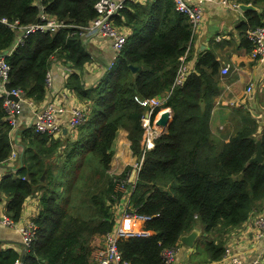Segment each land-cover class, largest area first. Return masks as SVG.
Masks as SVG:
<instances>
[{
    "label": "trees",
    "instance_id": "16d2710c",
    "mask_svg": "<svg viewBox=\"0 0 264 264\" xmlns=\"http://www.w3.org/2000/svg\"><path fill=\"white\" fill-rule=\"evenodd\" d=\"M96 2L0 0V54L10 53L4 56L9 66L5 89H19L25 98L41 103L55 57L72 70L65 88L77 99L90 102L89 116L72 138L50 139L33 128L21 132L26 143L18 157L19 168L13 165L16 172L1 180L0 191L8 198L5 216L15 223L25 199L38 196V213L32 218L36 235L27 250L15 244L20 252L3 248L0 242V264H93L95 250L114 225L110 206L121 196L115 180L130 168L120 176L110 174L116 133L118 129L127 132L132 155L138 159L144 110L133 96L146 99L167 94L163 108L170 109L171 123L155 139L153 149L145 152L132 194V208L144 235L121 237L116 247L129 264H162V251L177 246L181 236L199 225L208 240L203 253L209 261H219L224 242L213 238L239 227L252 212L264 208V160L249 162L258 140L264 157V129L256 134L255 126L248 124L220 148L214 144L209 114L218 94L214 76L219 63L213 52H204L183 84L173 86L192 35L187 18L172 0L128 3L114 17L117 28L130 30L125 46L104 76L86 88L81 74L91 56L83 39L69 34L72 26H86L95 17ZM40 8L63 27L30 33L13 48L22 32L8 24L30 26ZM245 16L237 31L241 46L251 52L253 44L246 34L264 27V7L260 14L247 11ZM129 65L140 70L132 72ZM10 131L1 97L0 164L11 153ZM64 143L65 154L58 158Z\"/></svg>",
    "mask_w": 264,
    "mask_h": 264
},
{
    "label": "crops",
    "instance_id": "0c3cea01",
    "mask_svg": "<svg viewBox=\"0 0 264 264\" xmlns=\"http://www.w3.org/2000/svg\"><path fill=\"white\" fill-rule=\"evenodd\" d=\"M153 1L155 0H138L140 5H146ZM187 1L202 11L201 26L193 34L189 49L183 58L187 74L194 71L198 56L204 52H213L219 63L218 71L214 76L218 94L213 98L209 114V130L212 141L220 148L231 136L248 124L254 125L256 134H260L264 129V44L260 53L255 57L252 56V51L248 52L241 46L237 26L246 20L245 13L247 11L242 12L239 9V5L242 3H238V0H216L203 3L200 0ZM223 1L228 3L223 4ZM231 2H235L238 8H233ZM244 5L253 6L254 9L248 11H256L260 14L264 7V1L255 5L252 3ZM125 30L129 34L130 30L127 28ZM83 41L85 50L91 56V61L85 64L81 80L83 85L89 88L94 86L114 64L116 55L111 47V40L107 38L92 36L83 39ZM107 64H109V68H107ZM225 66L228 67V72L222 74L221 70ZM47 72L49 73V85L46 88L45 99L41 103H34V108L43 109V106L54 98L58 99L64 108V113L58 117V123L63 129L62 138L65 135L72 138L76 135V131L68 129L69 110L79 106L90 109V102L77 99L65 88V83L72 73L69 65L63 64L53 57ZM166 110L169 109L164 108L160 114ZM32 121V110L28 106L22 107L19 125L9 134L16 157L0 164V182L5 177L14 175L16 168H19L18 157L23 153L26 143L21 132L26 128H32ZM159 129L161 133L166 130L161 127ZM122 130L118 129L117 132L120 133ZM123 131L126 138L127 132ZM126 140L121 141L120 139L116 144V138L114 139V151L112 150L113 156L110 163V174L113 176H120L124 169L132 163L130 156L133 155L130 143H128V139ZM136 159L135 157V161ZM13 165H16V168H13ZM7 200V196L0 191V217L5 215ZM261 211L255 210L239 227L213 238L216 241L224 242V247L229 249L228 258L209 261L202 250L203 244L208 241L207 234L197 225L193 230L197 231L199 236L195 239L193 247L188 248L180 243L171 264H226L233 258H238L243 264H252L256 259H259V264H264V236L260 237L252 224L254 216ZM37 213L38 196H30L24 201L16 227H5L0 224V242H3V248L12 247L14 250L21 251L20 247L15 246V244L21 243L17 228L35 217ZM137 226L133 220L124 222V227L129 231H136ZM209 237L211 238V236ZM93 264L95 263L93 262Z\"/></svg>",
    "mask_w": 264,
    "mask_h": 264
},
{
    "label": "built area",
    "instance_id": "2783aa9c",
    "mask_svg": "<svg viewBox=\"0 0 264 264\" xmlns=\"http://www.w3.org/2000/svg\"><path fill=\"white\" fill-rule=\"evenodd\" d=\"M175 9L183 14L190 24L191 35L195 34L201 26L202 11L199 7L190 4L187 0H172ZM216 0H200L203 2H215ZM138 0H97L94 4L95 17L86 26H72L74 30L69 36L74 34L79 35L80 38L87 39L92 36L104 37L111 40V47L115 52L116 57L120 54L126 43L128 33L126 30L117 28L114 24V17L119 15L120 11L125 8L128 3H136ZM223 4L228 2L223 1ZM233 8H238L235 2H231ZM12 29H19L22 36L18 37L14 43L13 48L20 44L26 35L35 32H45L47 30L56 31L63 25L54 19H50L43 12L40 15L39 22L27 27H17L15 24H8ZM248 40L253 44L252 56L255 57L260 53L264 44V27L257 28L254 31L247 32ZM187 47L184 55L180 58V65L173 86H181L187 76L185 67L183 65V58L186 56ZM10 53L8 52L7 55ZM116 59V58H115ZM9 66L4 61V56H0V98L2 93L14 95L18 98L17 102L3 98V108L5 112V120L10 126V133L13 132L19 125L22 116V107L28 106L32 110V128L36 133L45 134L50 139H62L63 129L58 123V117L64 113V108L58 99L54 98L50 103L43 106V109H35L34 103L25 98L23 91L19 89H12L7 91L5 84L7 83V73ZM228 72V67L225 66L222 74ZM46 88L49 85V73L46 74L45 80ZM249 91V89H248ZM169 94L162 97L142 98L138 95L133 96V101L144 112L141 116L140 123L143 129L140 141L141 156L137 162L132 165L128 171L125 172L124 177L115 180V190L120 193V199L110 206V213L114 222L113 228L110 232L106 233L102 244L97 248L93 254V262L95 264H129V262L122 260L120 253L117 250L116 244L121 237L126 236H143L139 230L140 222L136 214V210L132 208V194L138 181V174L143 165V156L145 152L153 149L155 139L161 134L159 127L156 125L163 106ZM168 109V108H167ZM90 109L84 106L71 108L69 110V125L70 131L75 130L82 125L89 116ZM16 157L13 146L11 144V153L8 159ZM135 221L137 223L136 231H129L124 227L125 221ZM0 224L5 227H16L17 223L11 221L5 215L0 217ZM253 226L257 229L259 236H264V208L261 212L254 216L252 221ZM18 233L20 235V242L23 249L27 250L34 242L36 235V226L33 224L32 219L28 222L18 226ZM180 244V241H179ZM179 244L173 248H168L162 251L161 259L162 264H171L179 249ZM229 257V249L224 247V254L222 258ZM221 258V260H222ZM230 259V258H229ZM259 259H256L252 264H259ZM261 262V261H260ZM15 264H19L18 261ZM226 264H243L238 258H233Z\"/></svg>",
    "mask_w": 264,
    "mask_h": 264
},
{
    "label": "water",
    "instance_id": "95a60500",
    "mask_svg": "<svg viewBox=\"0 0 264 264\" xmlns=\"http://www.w3.org/2000/svg\"><path fill=\"white\" fill-rule=\"evenodd\" d=\"M239 9L242 11V12H245V11H248V10H251V9H254L253 6L251 5H244V4H240L239 5ZM42 13V9L40 8V12H39V15L38 17L34 20L33 24L36 25L38 22H39V18H40V15ZM7 51L6 52H3L0 56H6L7 55ZM107 68H109V64H107ZM129 70L132 71V72H137L140 70V67L138 66H132V65H129L128 66ZM1 97L2 98H6L7 100H11V101H14V102H17L18 98L14 95H11V94H6V93H2L1 94ZM170 110H166L165 112H163L160 117L158 118L157 122H156V125L158 127H161V128H164L166 129L169 124L171 123V115H170ZM65 132V130H64ZM264 160V157L262 155V147H261V142L260 140H258L256 142V152H255V155L249 160L250 163H253V162H257V163H262ZM44 175L43 174L41 176V179L43 180L44 178ZM199 236V233L195 230H192L190 231L189 233L183 235L180 237V243L183 244L185 247H188V248H192L193 245H194V241L195 239Z\"/></svg>",
    "mask_w": 264,
    "mask_h": 264
},
{
    "label": "rangeland",
    "instance_id": "374dc122",
    "mask_svg": "<svg viewBox=\"0 0 264 264\" xmlns=\"http://www.w3.org/2000/svg\"><path fill=\"white\" fill-rule=\"evenodd\" d=\"M77 130V128L75 129V131ZM123 131V130H122ZM122 131L120 132V133H118L117 132V134H116V144L118 143V141L121 139V141H123V140H126L127 139V136H126V138H125V135H124V133H122ZM124 132V131H123ZM127 141V140H126ZM129 143V142H128ZM66 144L64 143L63 145H62V147L59 149V156H58V158H60V157H62V156H64V154H65V150H66ZM123 146V145H122ZM112 150L114 151V141H113V144H112ZM129 156H130V151H129ZM57 158V159H58ZM56 159V160H57ZM63 159V158H62ZM130 159H131V161H132V163H130L128 166H132V165H134L136 162H137V159H136V161H135V157H133V156H130ZM58 161H59V159H58ZM55 164H57L56 162H55ZM59 164V163H58ZM126 167V166H125ZM111 169V168H110ZM114 172V171H113ZM101 244H102V241H101Z\"/></svg>",
    "mask_w": 264,
    "mask_h": 264
},
{
    "label": "bare ground",
    "instance_id": "6f19581e",
    "mask_svg": "<svg viewBox=\"0 0 264 264\" xmlns=\"http://www.w3.org/2000/svg\"><path fill=\"white\" fill-rule=\"evenodd\" d=\"M161 115V114H160Z\"/></svg>",
    "mask_w": 264,
    "mask_h": 264
},
{
    "label": "clouds",
    "instance_id": "9594fccd",
    "mask_svg": "<svg viewBox=\"0 0 264 264\" xmlns=\"http://www.w3.org/2000/svg\"><path fill=\"white\" fill-rule=\"evenodd\" d=\"M170 110V109H169Z\"/></svg>",
    "mask_w": 264,
    "mask_h": 264
}]
</instances>
